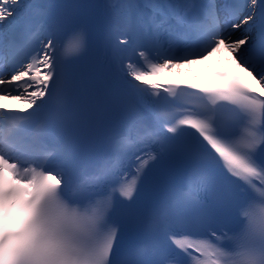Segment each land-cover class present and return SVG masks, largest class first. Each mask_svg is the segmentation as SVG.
<instances>
[{
    "label": "snow or ice",
    "instance_id": "snow-or-ice-1",
    "mask_svg": "<svg viewBox=\"0 0 264 264\" xmlns=\"http://www.w3.org/2000/svg\"><path fill=\"white\" fill-rule=\"evenodd\" d=\"M0 101V264H264V0H0Z\"/></svg>",
    "mask_w": 264,
    "mask_h": 264
},
{
    "label": "bare ground",
    "instance_id": "bare-ground-1",
    "mask_svg": "<svg viewBox=\"0 0 264 264\" xmlns=\"http://www.w3.org/2000/svg\"><path fill=\"white\" fill-rule=\"evenodd\" d=\"M207 59H214L215 63L211 65H222L227 62H232L228 53L226 51H222L220 53H213L212 56ZM201 66L200 61L194 62L192 65H183L181 68L172 70L170 72H166L164 75L158 77V79H170V78H179L182 76L193 75L195 71L192 70L199 69ZM181 73V74H179ZM178 74V75H177ZM0 103L7 104L9 107H17L19 106L15 101H0Z\"/></svg>",
    "mask_w": 264,
    "mask_h": 264
},
{
    "label": "rangeland",
    "instance_id": "rangeland-1",
    "mask_svg": "<svg viewBox=\"0 0 264 264\" xmlns=\"http://www.w3.org/2000/svg\"><path fill=\"white\" fill-rule=\"evenodd\" d=\"M215 63V60L214 59H206V60H203V61H200V64L204 65V64H214ZM193 72L195 71V69L192 70ZM181 74V73H179ZM178 75V74H177Z\"/></svg>",
    "mask_w": 264,
    "mask_h": 264
}]
</instances>
